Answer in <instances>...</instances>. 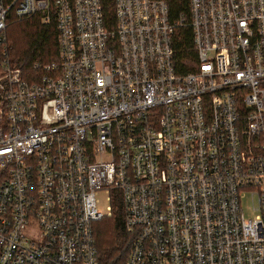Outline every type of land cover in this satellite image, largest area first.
I'll list each match as a JSON object with an SVG mask.
<instances>
[{"label": "built area", "instance_id": "obj_1", "mask_svg": "<svg viewBox=\"0 0 264 264\" xmlns=\"http://www.w3.org/2000/svg\"><path fill=\"white\" fill-rule=\"evenodd\" d=\"M113 9L110 25L103 0H0V264H99L116 193L125 264H264V0H190L183 75L185 18L164 0ZM11 13L56 22L57 59L28 77Z\"/></svg>", "mask_w": 264, "mask_h": 264}, {"label": "trees", "instance_id": "obj_2", "mask_svg": "<svg viewBox=\"0 0 264 264\" xmlns=\"http://www.w3.org/2000/svg\"><path fill=\"white\" fill-rule=\"evenodd\" d=\"M169 5L170 20L177 24L182 18L186 24L177 26L173 44L178 74L196 69L197 56L191 28L190 0H164ZM106 22L114 23L113 0H103ZM8 58L25 77L32 75L35 64L46 65L57 59L56 22L43 24L40 16L18 18L10 14L8 31ZM95 240L99 264H125L132 237L124 225V210L119 194L113 200V214L95 225Z\"/></svg>", "mask_w": 264, "mask_h": 264}, {"label": "rangeland", "instance_id": "obj_3", "mask_svg": "<svg viewBox=\"0 0 264 264\" xmlns=\"http://www.w3.org/2000/svg\"><path fill=\"white\" fill-rule=\"evenodd\" d=\"M98 209L103 213H108L110 207L109 197L105 193L101 192L97 195ZM242 208L247 220L255 219L256 213L253 211V204L250 199L243 200Z\"/></svg>", "mask_w": 264, "mask_h": 264}]
</instances>
